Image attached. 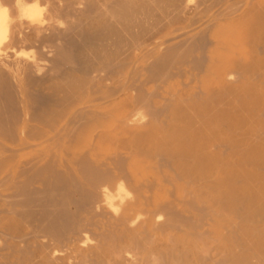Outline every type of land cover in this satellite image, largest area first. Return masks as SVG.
Wrapping results in <instances>:
<instances>
[{"label":"bare ground","instance_id":"6f19581e","mask_svg":"<svg viewBox=\"0 0 264 264\" xmlns=\"http://www.w3.org/2000/svg\"><path fill=\"white\" fill-rule=\"evenodd\" d=\"M0 264H264V0H0Z\"/></svg>","mask_w":264,"mask_h":264}]
</instances>
